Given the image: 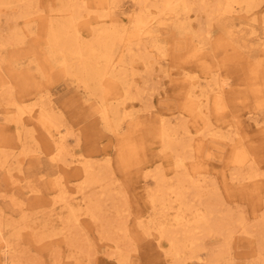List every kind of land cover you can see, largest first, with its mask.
Instances as JSON below:
<instances>
[{"label":"bare ground","instance_id":"bare-ground-1","mask_svg":"<svg viewBox=\"0 0 264 264\" xmlns=\"http://www.w3.org/2000/svg\"><path fill=\"white\" fill-rule=\"evenodd\" d=\"M47 1L48 8H43L45 14L36 15L39 0H0L2 12L5 11V14L8 13L14 20L12 30L7 28L5 36L15 38L17 43H23L26 32L35 33L36 31L33 26L31 29L28 28L29 23L39 21V27L43 32L40 31L39 37L31 40L30 43L32 47L34 46L31 54L41 50L44 62H38L35 58L34 65L29 68H34L42 75L45 72L44 63L49 67L59 66L62 68L63 76H67L69 85H73V81L80 83L79 85L86 91L84 99L91 102L90 106L94 108V114L98 116L100 125L109 129L114 137L119 139V144L116 143L118 146H116V157L122 166L125 167L128 164L131 153L137 155V160L153 158L166 163L165 169L170 171L169 175L163 166L159 168L158 165L159 169L155 173L145 174V177H151L154 186L146 190L145 203L150 205L151 209L158 211L152 219L149 218L150 223L147 225L139 220L136 223L137 226L141 223L142 227L147 229L149 225L154 224L157 233L154 240H157L159 244L148 242L144 252V255L149 254L151 264H165L159 251V248H166V244L159 240L165 237L170 245L169 251L166 250L164 254L173 259L171 264L178 260L177 255H180V250L177 239L172 236L175 226L184 228L183 233L188 236L191 243L190 251L183 255V258L195 257L200 261L202 256L197 255L199 245L196 242L198 239L195 237V230L204 228L215 214L201 212L200 208H196L191 202L198 199L197 202L200 203L201 197L205 198L203 202L207 199L213 202L218 195L200 192L201 186L198 179L194 177L195 170L190 169L192 166L190 162L193 160L196 163L200 158L206 160L222 150V147H217L215 154L208 152L203 147L202 138L206 134L222 137L219 140L222 143L226 141L223 135L227 134L228 138L225 139L235 141L230 145L232 160L228 161L226 154L227 165L230 162L232 166L235 164L239 166L238 163L242 166L247 164L248 170L240 181L250 180L243 185L249 184L251 194L256 191L261 195L264 191V171L260 167L264 163V153L261 152L264 128H255L261 135V138L257 140V146L260 147L259 153L261 152L262 157L259 156L258 160L254 161L248 151H242L244 141H236L235 136L241 135L238 130L240 124L233 120L236 115L234 116L228 110L231 107L238 111L237 117L250 115L251 110L247 109L248 101L253 104L258 96L264 95V34L262 32L256 34L253 28L246 29L241 21L243 15H239L244 8L246 11L250 10L248 6L251 0H135V11L124 23H117L113 17L102 10V3L108 11L115 0H101V7L95 8L97 15L94 17L89 15L87 17L85 13L81 15L82 11L89 7L87 0ZM195 5L201 6L199 9L207 15L208 19L202 26L193 28L191 22L196 19V16H192L191 12ZM82 17L85 19L78 23L77 19ZM249 17L247 15L245 20H250L247 23L253 26L256 18ZM99 19L103 22L101 26L96 27L94 23L92 24L94 20ZM236 19L238 21H235ZM262 22L264 30V17ZM90 24H92L91 31H85ZM170 28L175 29L178 34H184L192 29V34L187 38L188 61H185L182 66L181 77L170 78L167 83H164L165 90L162 97L166 94L169 99L158 104V112L151 117L132 119L133 115L129 111L131 105L125 102L137 99L145 93V90L135 87V84L131 87L126 86L128 81L133 80L135 70L133 62L138 61L135 65L142 68L148 65L149 58H153L154 64L158 65L157 61L160 57L171 56L170 40L163 35ZM215 29L218 30V34L212 38V31H216ZM9 41V39L4 43L0 41V62L9 61L6 49ZM162 72L165 77L168 76L166 69ZM27 79L19 77L14 81L18 90L17 100L12 94L13 90H10L16 116L9 120L13 122L17 139L21 142L23 137L24 141L26 139L23 143L32 145V150L22 151L24 154L32 151L30 161L26 162L22 168L27 169L29 179H33L38 171H45L49 176L55 175L50 181L54 185L51 190L55 192L53 202H58L66 208V215L63 217L66 222L78 220L76 212L80 211L79 215L84 214L95 218L101 211V194L104 193L93 197L91 194L86 195L84 190L88 188V185H100L101 178L91 167L89 158L85 157L87 155L85 151L84 156L81 153H71V157H81V159L71 158L70 160L78 164L77 170L64 169L66 172L60 173L58 167L64 165L63 157L67 154L68 137L72 138L74 145H79L80 138L71 127L62 124L60 115L46 107L48 104L42 95L44 89L38 83H31ZM5 82L7 80L0 75V93ZM119 85L121 87H117ZM248 92H251V100L245 95ZM73 95H75L74 92L68 90L65 99ZM170 104L177 110L175 119L169 118L170 112L161 110V107ZM126 118H131L129 124L134 128L131 135L119 133L120 123ZM27 124H33V127L27 128ZM255 125L257 121L251 117V126L255 127ZM23 133L26 134L22 136ZM149 143L150 146H148ZM6 145L7 140L0 142L1 147ZM103 153L109 154L104 150ZM0 158H3L1 154ZM22 163L23 159L16 162L19 166ZM212 166L210 162L206 165L207 170L210 171L209 175H212V178L213 176L222 178L221 171L212 170ZM31 170L34 172L31 173ZM73 171L75 172L72 173ZM73 181L76 182V186L72 184L76 187L75 193L81 195V200L80 198L78 200L76 195L68 193V187H64V184ZM223 182L225 183L224 180ZM256 185H259L262 190L256 188ZM32 190L29 189V191ZM119 190L117 185L116 191ZM260 209L257 207L256 211ZM225 217L223 216L224 219ZM262 219L264 220V216ZM62 221L58 220V222ZM259 221L261 223V217ZM2 225L5 227L8 224H4L0 219L1 264H10L13 262L10 255L12 241L5 236ZM260 226L261 236H264V225L261 223ZM119 229L126 234L125 228ZM59 230L61 235L67 237L69 233L67 226H61ZM119 237H116L115 241H118ZM228 243L229 240L225 242L223 239L218 244L220 248L217 250L218 256L209 254L205 264H216L220 253L224 254V258H229ZM259 251L261 249L253 252L252 255H256V258L260 260L257 264H264V255ZM120 253L117 252L116 255Z\"/></svg>","mask_w":264,"mask_h":264},{"label":"rangeland","instance_id":"rangeland-1","mask_svg":"<svg viewBox=\"0 0 264 264\" xmlns=\"http://www.w3.org/2000/svg\"><path fill=\"white\" fill-rule=\"evenodd\" d=\"M47 2V0H39L36 15L45 14L43 8H48ZM101 2V0H87L86 3H88L89 7L82 11L81 15L85 13L87 17L88 15L94 17L97 15L95 8H100ZM102 5V10L108 16L113 17L117 23L126 22V19L135 11V0H115L114 5L108 11L105 10V4L102 3ZM200 7V5L192 7L191 15L196 16V19L191 22L193 28L202 26L208 19L207 15H204V12L199 9ZM249 8V11L244 8L245 11L243 10L239 13V15H243L241 18L242 23L245 24L246 29L248 27V29L253 28L256 30V34H261V32L264 34L262 29L264 0H251ZM2 11V8H0V41H3V43L7 39L10 41L6 46L9 61L0 62V75L7 80L2 86L0 93V142L7 140L6 147L0 146V154L3 156V158H0V161L3 160L0 164V219L4 224H8L5 227L2 225V227L5 236H8L9 240L12 241L10 255L13 262L10 264H151L149 254L144 255V252L148 242L153 244L158 242L154 240V236L156 238L157 233L154 229V224L149 225L148 229L142 227V224L143 222L146 225L150 223L149 218L152 219L158 210L151 209V206L145 203L147 198L146 190L154 187L151 177H145V174H153L162 166L168 174L170 171L165 169L166 163L153 158H146L143 161L137 160V155L131 153L128 164L125 167L122 166L120 160L116 157V146L119 144V139L114 137V134L109 129L100 125L98 116L94 114V108L90 106L91 102L84 99L86 91L79 85L80 83L73 81V85H69L67 76H63L64 73L59 66L49 67L48 64L44 63L45 72L42 70V75L34 68H29L34 65L33 59L35 58L38 59V62H44L41 50L35 51L36 53L33 55L31 54L34 48L30 43L32 42L31 40L38 38L40 31L43 32L39 27V21L32 22V24L29 23L28 28L31 29L33 26L36 30L35 33L26 32L24 42L17 43L15 38L12 39L9 36H5L7 35V28L10 31L12 30L14 20L10 18L8 13L5 14V11ZM247 15L251 19L256 18L253 26L248 25L247 22L250 20H245ZM84 19L85 17L77 19L78 23ZM235 21L238 20L236 19ZM102 23L100 19L92 22L96 27L101 26ZM92 24L87 28L85 27V31L90 32ZM214 27L216 28L217 26L215 25ZM215 30L212 31V38L218 34V30ZM166 32L163 35L170 40V45L172 46L171 56L168 58L160 57L161 59L159 58L157 61L158 65L154 64L153 58H149L148 65L142 68L135 65L138 61L133 62V67L135 68L133 80L125 84L127 87L135 84V87L142 88L145 93L143 96L137 97V99L125 102V104L131 105L129 111L133 115L132 119L134 117L137 119L151 117L158 112V104L169 99L166 94L162 97V93L165 90L164 83H167L170 78L181 77L182 66L185 61H188L187 38L192 34V29L184 34H178L175 29L171 28ZM165 69L168 72L167 77L162 72ZM19 77L28 78L27 80L34 84L38 83L44 89L42 95H44L43 99L48 104L46 107L51 108L56 114L60 115L63 125L69 126L73 131L77 132L76 135L80 138L79 145H74L72 138L68 137L67 154L63 157L64 165H61L58 169L61 174L66 172L64 169L77 170L78 164L70 162V160L71 158L81 159V157H71V153L75 152L83 155L85 151L87 154L85 157L89 158L91 167L100 176L101 181L100 185H88L84 192L86 195L91 194L93 197L99 193H104L101 194V211L95 218H90L84 214L79 215L80 211L76 212L78 220L66 222L63 218L66 215V208L58 202H53L55 192L51 191L54 185L50 181L55 175L49 176L45 171H38L34 175V181H32L33 179L28 178L27 169L22 168L32 157V151L26 154L22 153V151L32 150V145L23 143L26 141V139L24 141L23 137H21L22 143L17 139L13 122L9 120L16 116V108L11 102L13 97L10 96V90H13L12 94L17 100L18 90L14 81ZM127 79L129 80V76H127ZM117 87H121V85ZM68 90L74 92L75 95L65 99ZM245 95L250 97L251 92ZM157 99L159 100L157 101ZM229 108V112L234 116L236 115L233 120L240 124L238 130L241 135L235 136L236 141H244V149L242 151H248L252 155V159L257 161L261 152L264 153V142L259 153L260 147L257 146V140L261 138V135L255 129L264 128V95L258 96V99L253 104L248 101L247 109L251 110L250 115L237 117L238 111L236 112L234 108ZM161 110L170 112V119L177 118V110L171 104L164 105ZM251 117H254L257 121L255 127L251 126ZM130 121L131 118H126L120 123V134L131 135L130 133H132L134 128L133 125L129 124ZM171 122L173 123V120ZM32 125L27 124L26 126L31 128L33 127ZM215 125H218V123H215ZM218 129L222 130L219 127ZM34 130L40 135L39 131L35 128ZM24 134L26 133H23L22 136ZM223 136L226 141L221 143L219 140L222 137L206 134L202 138L203 147L212 154L216 153L217 147H222V150L206 160H203V158L197 160L196 158V163L193 160L190 162L192 163L190 169L195 170L194 177L198 179L201 186L200 192L202 194L216 193L218 195L213 202L207 199L205 203L203 202L205 198L202 197L200 203L197 202L198 199L191 202L196 208H200L201 212L206 211L210 214H215L211 222H207L204 228L195 230V237L198 239L196 242L199 245L197 255L202 256V258L200 261L195 257L183 258V255L190 251L191 243L188 236L183 233L184 230L182 229L184 228L175 226L174 232H171L172 236L175 237L174 239H177L180 255H177L178 260L173 264H205L209 259V254L218 256L217 250L220 249L218 244L223 239L225 242L229 240L227 244L229 258H224V254L220 253L216 264H257L260 260L252 253L261 249L259 252L264 255V236H261L262 230L260 226L261 223L264 225V220L262 219L264 216V212L262 213L264 211V191L261 195L257 194L256 191L251 194L249 184L243 185L250 180L244 179L240 181L248 170L247 164L242 166L238 163L239 166H236V164L232 166V162H230L227 165L225 161L226 154L228 155V161L232 160L230 145L234 144L235 141L225 139L228 138L227 134ZM15 145L17 146L15 147ZM148 146H150V143ZM103 150L105 152L108 151L109 154H104ZM20 159H23V163L19 166L16 162ZM208 162L213 164L212 170L221 171L222 178L215 176L212 178V175H209L210 171L206 167ZM260 167L264 171V163ZM33 172L34 170H31V173ZM72 184L76 186V182L73 181L66 185L64 184V187H68V193L76 195L77 199L79 200L80 198L81 200V195L75 193L76 187H73ZM117 185L120 188L118 192L116 191ZM255 187L262 190L259 185ZM29 189L33 190L29 191ZM257 207L261 209L256 211ZM223 216H226V219ZM260 217L261 223L259 221ZM58 220L63 221L58 222ZM138 220L142 221L140 226L136 225L139 222ZM61 226L68 227L69 233L67 237L61 235L59 230ZM120 227L126 229V234L120 231ZM116 237H119L118 241H115ZM159 240L166 244V248H159L161 257L164 259L165 264H171L173 259L164 254L166 250L169 251L170 243L167 237L159 238ZM115 250L121 253L116 255L117 252ZM227 258L229 263L226 261ZM1 261L2 257L0 255V264Z\"/></svg>","mask_w":264,"mask_h":264}]
</instances>
